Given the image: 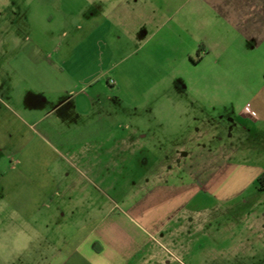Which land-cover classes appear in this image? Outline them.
Wrapping results in <instances>:
<instances>
[{
    "label": "rangeland",
    "instance_id": "374dc122",
    "mask_svg": "<svg viewBox=\"0 0 264 264\" xmlns=\"http://www.w3.org/2000/svg\"><path fill=\"white\" fill-rule=\"evenodd\" d=\"M199 44L211 53L189 68ZM263 78L264 0H0V229L16 212L59 207L70 231L81 213H98L79 205L77 190L75 204L58 205L53 183H83L93 200L101 187L108 206L120 202L110 185L135 183V155H115L125 136L145 135L143 151L175 148L203 120L222 144L244 148L237 128L215 122L260 102ZM136 158L144 170L149 157ZM249 158L264 168L242 152L229 160ZM230 259L216 264H264V248Z\"/></svg>",
    "mask_w": 264,
    "mask_h": 264
},
{
    "label": "crops",
    "instance_id": "0c3cea01",
    "mask_svg": "<svg viewBox=\"0 0 264 264\" xmlns=\"http://www.w3.org/2000/svg\"><path fill=\"white\" fill-rule=\"evenodd\" d=\"M210 53L199 44L186 57L189 68L199 67ZM261 95L260 102H245L233 116L221 106L226 111L215 122L217 129L237 128L247 142L244 148L222 144V137L203 120L199 122L203 126L179 139L175 148L164 144L156 151H143L145 135L122 137L115 155L121 159L135 155L136 164L135 183H127L126 190L110 185L120 202L108 206L101 187L96 188L103 199L93 200L83 183H53L58 205L67 197L75 204L72 194L77 190L79 205L93 204L98 213H81L82 223L76 227L73 207L67 217L69 224L75 222L71 231L60 227L66 214L59 207L34 218L20 212L3 216L10 222L0 229V264H216L230 261V254L237 251L264 248V189L257 181L264 168L250 158L229 160L238 152L264 160V89ZM246 105L252 114L245 111ZM204 137L213 143L207 145ZM148 140L155 143L156 137ZM125 141L131 147H124ZM139 156L149 157L144 170ZM47 187L39 185L41 192ZM241 204L245 211H237ZM34 219L36 224L30 223ZM86 227L83 233L81 228Z\"/></svg>",
    "mask_w": 264,
    "mask_h": 264
},
{
    "label": "trees",
    "instance_id": "16d2710c",
    "mask_svg": "<svg viewBox=\"0 0 264 264\" xmlns=\"http://www.w3.org/2000/svg\"><path fill=\"white\" fill-rule=\"evenodd\" d=\"M257 181H258V184H259V188H260L261 190H263V189H264V176L259 177V178L257 179Z\"/></svg>",
    "mask_w": 264,
    "mask_h": 264
},
{
    "label": "built area",
    "instance_id": "2783aa9c",
    "mask_svg": "<svg viewBox=\"0 0 264 264\" xmlns=\"http://www.w3.org/2000/svg\"><path fill=\"white\" fill-rule=\"evenodd\" d=\"M244 109H245V111H246L247 113H250V114L253 113V112H252V109H251V107H250L249 105H246V106L244 107Z\"/></svg>",
    "mask_w": 264,
    "mask_h": 264
}]
</instances>
